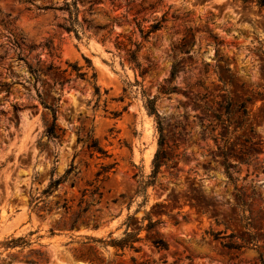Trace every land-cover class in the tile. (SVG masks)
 Returning <instances> with one entry per match:
<instances>
[{"label":"rangeland","instance_id":"374dc122","mask_svg":"<svg viewBox=\"0 0 264 264\" xmlns=\"http://www.w3.org/2000/svg\"><path fill=\"white\" fill-rule=\"evenodd\" d=\"M64 1L0 0V264H264V7L77 0L68 31ZM144 94L168 158L145 190L160 133ZM126 233L134 248L110 244Z\"/></svg>","mask_w":264,"mask_h":264},{"label":"trees","instance_id":"16d2710c","mask_svg":"<svg viewBox=\"0 0 264 264\" xmlns=\"http://www.w3.org/2000/svg\"><path fill=\"white\" fill-rule=\"evenodd\" d=\"M242 1H248V0H242ZM255 2L258 6L264 7V0H252ZM59 9H64L68 11L69 13V19L67 20L68 25H66V30L71 31L74 30L75 25H81L79 20H78V7H77V0H65L63 3V6L59 7ZM162 21H164V16L160 20H156L155 22L151 23L149 25V28L144 31L140 29V33L143 38H147L152 32L160 29L162 27ZM76 32V29H75ZM48 48L52 50L53 48L49 45ZM140 44H136L134 49H129L128 50V60L134 64V68H137L140 72L141 70V64L137 60V52L139 51ZM87 62L88 59H86ZM31 68V67H30ZM79 70L80 68H76ZM31 72L35 75L36 78L40 76L42 71L38 68H31ZM177 73V66L174 63L172 65L171 73H170V80L173 81L175 79ZM78 74H85V73H78ZM93 77H95V72H93ZM95 93L99 95V87L95 85L94 87ZM145 107L147 109V112L150 115H153L157 125H158V130L160 133V139L158 142V149L154 155L152 164H153V171L151 174L152 179H149L147 181L142 182V189L145 190L146 186L153 183L155 180V177L160 169V167L164 164H167L168 158H166L164 154V136H163V125H162V117L160 114L157 112L155 108V101H156V96H147L145 95ZM45 107H47L51 111V122L46 126L45 128V135L49 138L57 139L60 137L59 130L60 128L57 126L56 120H57V111L55 107L46 105L44 103ZM88 147L91 148L93 151L104 153V151L101 149V147L98 145V142L96 139H92V141L88 144ZM110 167V164L102 166L103 171H105L107 168ZM75 166L70 165V167L66 170L65 174L61 177H58L56 179L51 178L48 186L43 190L42 194H50L54 189L58 187V185L63 182L69 175H71L74 172ZM100 174V172H99ZM92 195L97 193L96 188L91 192ZM63 208H67L66 202L62 205ZM71 229H73V226H71ZM136 235L131 234V233H126V236L124 238H121L119 240H110V244L115 246V247H120L123 248L124 246H130L131 248H134L133 242L136 241ZM157 245L161 247H165L166 243H163L162 241L156 242Z\"/></svg>","mask_w":264,"mask_h":264}]
</instances>
